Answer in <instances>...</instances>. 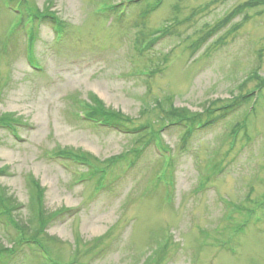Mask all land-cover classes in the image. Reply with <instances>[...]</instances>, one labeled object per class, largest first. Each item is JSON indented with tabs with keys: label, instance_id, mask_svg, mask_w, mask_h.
I'll list each match as a JSON object with an SVG mask.
<instances>
[{
	"label": "rangeland",
	"instance_id": "rangeland-1",
	"mask_svg": "<svg viewBox=\"0 0 264 264\" xmlns=\"http://www.w3.org/2000/svg\"><path fill=\"white\" fill-rule=\"evenodd\" d=\"M27 1L60 26L0 0V264H49L14 242L40 217L58 264H264V0ZM89 93L128 129L79 117ZM169 102L212 120L167 125ZM145 122L166 127L133 152Z\"/></svg>",
	"mask_w": 264,
	"mask_h": 264
},
{
	"label": "trees",
	"instance_id": "trees-1",
	"mask_svg": "<svg viewBox=\"0 0 264 264\" xmlns=\"http://www.w3.org/2000/svg\"><path fill=\"white\" fill-rule=\"evenodd\" d=\"M10 1H13V2L16 1L18 3V5L20 6L22 13L28 14L29 19H31V20H33V19H45L46 20V18L55 19L58 23V26H60V23L56 18H54L52 15H46V13L44 14L43 11L36 9L34 6H31L29 1H27V0H10ZM60 34H61V32H60ZM245 97L246 96L241 95V97L237 98V100H236L237 102L235 104L242 102L243 99H245ZM170 102H169L168 107H163L159 103L156 104L159 112L162 114V116L160 117L161 122L164 121L167 123V125L185 123V124L190 125L191 131H192L193 128L195 129V126H194L195 124H199L198 126H200L204 123H209L212 120V118L209 117L208 119L207 118L204 119V121H200L201 119H199V118L201 117L202 114L199 115V113H197V112L191 113V111L186 107L176 108ZM78 103H79V107L81 109V112H83L84 117L86 119H88L90 121H97L99 123L110 125V126L111 125H117L119 127L126 128L124 126L125 121H123L124 117L121 116L122 114H120L117 111L114 112L113 109L106 107L103 104V102L94 94L89 93L87 99H79ZM205 115H206V113H205ZM7 117L10 118V116H7ZM5 118H6L5 116L2 117L0 115V124H5L8 126V124H10L11 121L8 118H6V120L4 121ZM165 127H166V124L162 128L156 129L155 128V122H145V123L140 124L139 126L135 127V132L133 133V136L136 137L135 143H138V146L133 148V149H135L137 151V148H141L142 145H144V143L145 144L147 143L146 141L148 138H151V141H152L153 137H155V136L158 137L159 132L161 130H163ZM191 131H190V133H191ZM64 148H58L57 149L58 151H53V154L60 157L61 159L73 157L74 161H78L81 164L91 165L94 163V162H92L91 158H88L86 156V154H82V155L80 154L78 156L72 155L73 153H71L70 151H68ZM28 183H29V190L31 191L32 197H33V195L36 196L33 199L40 206V204H41V201H40L41 189H40L38 183L35 181L33 182L32 180H31V182L29 181ZM200 186H202V184H200ZM0 191H1V188H0ZM1 196L2 195L0 194V216L9 217V215H11V212L14 209L15 205H13V204L7 205L5 203L4 198ZM237 209L239 211H242L243 207L237 205ZM40 215H41L40 212L36 213V217H38V218H36L37 220H39ZM230 219L234 220L233 218H230ZM12 221L14 222V231H16L18 233V236L14 242H18L19 240H22V241H25L27 244L28 243L31 245L36 244L42 250V253L48 258L47 261L49 264L60 263V261L58 259L51 256L50 252L44 247V245L41 242L37 241V240H39L37 238V236L44 232L43 225H45V218L42 219V217H40L39 227L36 230H32L31 232H29L27 227L25 225L20 224L15 218L12 219ZM161 248H162V246H161Z\"/></svg>",
	"mask_w": 264,
	"mask_h": 264
}]
</instances>
